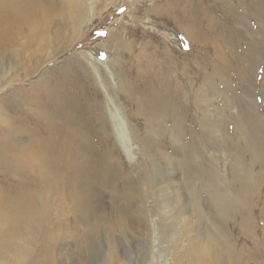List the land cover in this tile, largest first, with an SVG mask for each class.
<instances>
[{"label": "rangeland", "instance_id": "374dc122", "mask_svg": "<svg viewBox=\"0 0 264 264\" xmlns=\"http://www.w3.org/2000/svg\"><path fill=\"white\" fill-rule=\"evenodd\" d=\"M76 1L41 0L39 16L0 44L1 132L15 131L23 146L36 136L59 140L54 127L72 126L60 119L62 104L85 124L80 146L77 138L59 140V158L68 168L61 186L43 189L31 182V207L20 216L35 226H0V264H264V165L243 153L232 120L239 96L242 103L255 102L264 133V0H204L217 20L208 41L230 28L243 33L246 43L226 45L223 54L238 46L237 53L246 55L251 46V57L229 74L217 67L214 40L199 46L200 29L191 25L194 43L183 33V18L174 12L183 3L80 0L88 22L77 30L70 17ZM153 52L163 55L154 66L147 61ZM142 86L143 94L133 90ZM162 95L174 102L183 95L182 106L189 109L177 113L185 130L181 140L171 112L150 115L149 106H157L153 98ZM202 116L224 137L211 131L208 141L195 143L205 134L197 119ZM191 142L198 147L195 159L218 172L221 188L232 180L236 154L251 164L257 184L246 204L226 215L218 211L200 173L181 161ZM106 153L113 162L108 177ZM18 157L0 160L18 166L24 159ZM232 186L228 190L236 192L235 180ZM203 248L207 253L200 258Z\"/></svg>", "mask_w": 264, "mask_h": 264}, {"label": "bare ground", "instance_id": "6f19581e", "mask_svg": "<svg viewBox=\"0 0 264 264\" xmlns=\"http://www.w3.org/2000/svg\"><path fill=\"white\" fill-rule=\"evenodd\" d=\"M109 1L110 0H108L107 5H111ZM173 1H178L179 3H183V5L180 8H178L176 11H174L173 8L170 9L174 11L176 15L181 16L183 18L184 25L179 23L177 24L182 26V29L184 30L183 33H185L186 36L192 35L189 30L191 25L192 30L199 31L200 29V34L199 36L197 35L198 38L196 40V42L199 43V46L201 45V43L208 44L212 40L215 41V46H216L215 56L217 58V62L219 63L217 66L218 68L222 69L227 74H229V72L232 71V69L237 68V66L241 65L242 62L245 63L244 61L247 58L244 56L248 55L249 58L251 57V52L249 50V47H251L250 45L249 46L247 45L246 47V51H245L246 55L237 53L238 46L234 47L232 49V52L229 51L227 55L221 52L224 46L226 45L236 46L239 45L240 43L242 44V42L246 43V41H243L244 40L242 37L243 33L240 34V32L237 31V29L232 30L230 28H227L226 30H224L222 28L221 30L216 31L217 33L214 36H211L212 38H210V40L208 41L207 34L211 33L210 31H212L213 30L212 28H214L213 24H216L217 20L214 17V15H211L212 7L203 5L204 0H173ZM173 1L171 2L167 1L168 5H170V3H172ZM40 2L41 0H0V44L10 42L8 36L9 35L11 36L12 31L15 32L16 28L20 30V28L18 27L19 24L28 23L30 17L36 18V16H39L40 11L38 5L41 4ZM173 3L177 4V2H173ZM168 11L169 8L167 9L166 7L165 13H168ZM70 17L72 23L75 25V29L77 30L80 29L83 22H88V12L87 13L85 12L83 2L78 0L72 5V8L70 10ZM185 24H187V28L185 27ZM224 24L225 23L220 22L221 26H224ZM191 40L193 42L195 40L194 37L191 36ZM217 41L221 43L220 47H218ZM166 52L164 54V58H165L164 60L168 59L167 56V54H169L168 50ZM148 56L149 54H147V61L148 64L151 65H153V62L157 61L159 58H163V55H157L154 52L151 56L153 60H150ZM145 73L148 76L147 72ZM145 73L143 74L142 72L143 77L147 78L146 76H144ZM238 76H240V74L237 75V77ZM166 86L172 89V84L170 85L166 84ZM133 90L143 94L144 87L142 86L140 91L136 88H133ZM155 91L153 90L152 95H155ZM164 94H168V93L164 92ZM239 97L237 98V102H238L237 116L232 119L234 130L235 132H238L241 136L244 146L243 153L245 152L248 154L249 161L251 163H258L260 165H264V133L261 132L262 127L260 129L259 122H257L255 119V111L253 110L255 102L254 103L249 102L247 104L245 102L242 103ZM182 101H184L183 95H179L177 97V102H174L166 95H162L153 98V102L157 104V106H155L157 108L153 107V105L149 106V110L153 111L152 113H150V115L154 117L155 116L157 117L159 115H166L167 113L171 112L170 119L172 120V126H173L172 130L173 131L175 130L174 133L175 134L177 133L176 138L179 140H181L183 136L182 134L185 133L184 132L185 130H184V125H182L181 120H179L177 113L178 111L184 112L186 109H188L184 105L182 106L183 104L181 103ZM224 108L225 107H223L222 109ZM70 109L71 107H69L68 105L63 106L62 104L61 110L59 112V116L60 119L64 120L63 122H65L66 124L67 123L69 125L72 124L71 128L69 129L68 126L67 127L58 126V127H54V130H57L61 138H69L71 140L77 138L78 146H80L82 144V137L79 135L81 133L84 135L85 133V132H80V129H82L85 124H83V121L80 118H78L77 120L73 118L74 116L71 114ZM197 119L199 124L205 127V131H204L205 134H201L200 138H197L198 140H195V138L193 137L195 143L199 141H201L202 143L203 141H208L209 138L211 137L208 136V134L211 131L213 133L214 131H216L217 135L221 133V135H223L222 137H224L225 131L223 129L218 130L214 122L208 119H204L203 116ZM85 122L88 123L87 121ZM226 122L227 119L223 121V124ZM87 126H89V124H87ZM62 127L66 128L67 130L65 136H63L61 133ZM206 133L209 138L206 137ZM16 134L17 133L15 131L14 132L6 131V130L4 132L0 131V155L6 156L10 159L12 158L11 160H16L18 156L24 158L23 160L21 159L22 160L21 162H19L20 165H18V163L16 164L18 166H15L14 164L11 165L5 160L3 161L0 160V173L4 172L3 176L7 175L6 177H1L2 174H0V204H4V211H0V226L5 225L7 227H11L14 226L15 224L25 223L26 227L30 225V229H32L31 227H34L35 224L32 222L30 224L27 218H22L20 216V214L26 215L30 210L31 201L29 197L31 194L30 188L32 187L31 185L32 180H34L35 184L36 181H39L43 189L45 188L51 189L52 187L54 188L56 185L61 186V183H63L65 179L64 173L68 171V168L65 167V164H62V158H59V154H60L59 140L61 138L57 140L56 138L54 139V137L51 136L48 137L51 138L50 140H46L42 136L39 137L36 136L32 138L33 142L31 145L30 143L29 144L25 143L26 145L23 146L24 140L20 139ZM222 137L220 139H222ZM194 142H191L190 144L187 145L186 147L187 154L184 155V159H182L181 161H183L184 164L188 166V169H192L200 173L202 185L209 191V194L214 200L218 211L222 215H226L232 210L236 209L239 204H246L248 202L247 197L249 196V193L254 187H256L257 184V181H254L251 178V176H253L251 164L246 162L244 160L245 158H243L240 154H236L235 157H233L234 158L233 163L231 164L233 166L231 168L229 167L230 177L232 178V180L230 182L229 179H226L224 182L225 186H223L224 188H221L218 183V179L220 178L218 172L216 170L214 171V168L212 167H206L205 165H203V163L195 159L196 154H198V153L195 154V149L198 147L194 145ZM230 143L234 144L233 142ZM58 144L59 146H55ZM16 146L19 149V152L15 151ZM236 152H238V150ZM78 154L80 155L81 153L78 151ZM30 159L32 161H30ZM103 163L105 166L103 174L108 177V170L113 165V162L108 163V153H106V155L104 156ZM39 165L42 166L43 170L38 175L36 174V172L40 171L41 167ZM233 167L235 168V170H234V175L232 177ZM234 180L236 181L237 185H239V187L236 192H230L228 189L232 186ZM35 184L34 186H36ZM41 205H42V200H39L38 206ZM90 206L91 205H87V207ZM210 242L211 241L209 240L208 243ZM206 253L207 250L205 251V249L203 248L201 252L200 251L198 252L199 254L198 257L202 258ZM3 264H7V262H4Z\"/></svg>", "mask_w": 264, "mask_h": 264}]
</instances>
